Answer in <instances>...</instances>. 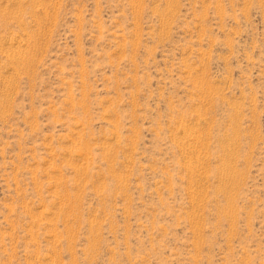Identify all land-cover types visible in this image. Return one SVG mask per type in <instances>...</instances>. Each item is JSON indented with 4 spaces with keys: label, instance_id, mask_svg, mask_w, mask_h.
I'll return each instance as SVG.
<instances>
[{
    "label": "rangeland",
    "instance_id": "1",
    "mask_svg": "<svg viewBox=\"0 0 264 264\" xmlns=\"http://www.w3.org/2000/svg\"><path fill=\"white\" fill-rule=\"evenodd\" d=\"M0 264H264V0H0Z\"/></svg>",
    "mask_w": 264,
    "mask_h": 264
}]
</instances>
